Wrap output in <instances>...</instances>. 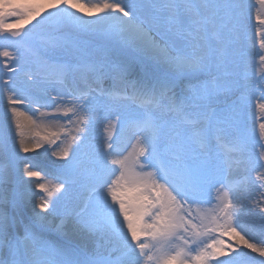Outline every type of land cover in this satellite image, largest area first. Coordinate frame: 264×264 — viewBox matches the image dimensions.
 <instances>
[{"label":"snow or ice","instance_id":"obj_1","mask_svg":"<svg viewBox=\"0 0 264 264\" xmlns=\"http://www.w3.org/2000/svg\"><path fill=\"white\" fill-rule=\"evenodd\" d=\"M255 3L264 8V0ZM250 7L245 0H0V71L18 74L21 45L30 42L47 57L36 71L67 88L44 104L7 95L15 131L0 135V264H264V241L248 236L244 196L229 180L243 165L259 170L264 189V144L258 154L250 148L239 71ZM45 12L38 24L50 31H23ZM255 19L264 61V14ZM101 40L122 42L152 62L121 48L102 54ZM89 80L111 81L101 95L139 109L124 122L135 140L127 155L115 148L111 122L103 145L89 144L99 115ZM12 82L13 75L0 77ZM24 104H35L40 118L18 110ZM257 106L264 114V103ZM42 148L64 162L55 183L30 163L17 171L20 153ZM81 176L86 183L74 197L71 185ZM256 207L264 219V201ZM57 216L59 223L49 218ZM69 227L75 244L43 238L47 228Z\"/></svg>","mask_w":264,"mask_h":264},{"label":"rangeland","instance_id":"obj_2","mask_svg":"<svg viewBox=\"0 0 264 264\" xmlns=\"http://www.w3.org/2000/svg\"><path fill=\"white\" fill-rule=\"evenodd\" d=\"M86 5L99 4L103 0H82ZM246 4H250L251 7L247 10V19L245 21V27L242 37L243 46L246 52V56L243 64L240 67V76L242 81L246 84V88L243 90V95L245 97L246 103V123L247 129L252 137L250 148L251 150L258 154L260 151L259 145L264 144V141L259 139V123L264 122L260 120L261 116L264 114L259 112L258 103H264V93L261 92L258 85H264V81L261 80V74L264 73V61L260 59L261 49L259 47V37L256 36V30L258 25L256 23V14L260 12L264 14V8H261L255 3V0H245ZM50 11V10H49ZM47 15V12L43 13L41 17H38L36 20H33L31 24H28L24 27V32H31L30 35L40 33L42 31H50L49 26L45 23L43 25L38 24L39 20H43V16ZM36 27H33V26ZM5 43L0 40V49L5 47ZM99 48L103 53L110 52L113 48H121L125 54L131 55V57H141L146 62L151 63L150 56L148 54H143L137 52L132 47L124 46L123 43H117L115 41L101 40L99 43ZM22 58L20 60L21 71L18 74H9L4 71H0V77L8 78L9 75H13V82L9 86H5L0 83V135H2L6 130H9V135H14V124L11 123L9 111V105L7 103V95L9 91L20 94L31 96L35 99H38L41 104L49 102V93H66L62 85L58 83H51L47 81L41 74L36 71L37 64L46 57L44 50L30 42H26L21 45ZM31 74L32 79L28 78ZM90 88H94L97 83H94L93 80H89ZM79 83V81H77ZM55 84V85H54ZM103 85L109 86L112 84L111 81L102 82ZM55 86L57 89L53 90L52 87ZM117 86L121 89L125 87L123 83H118ZM92 96L96 98L97 106L99 109L98 118L93 120V123L89 130V144L95 148H100L105 139V128L109 122L116 125L115 134L113 139L115 141V148L118 152L126 154L127 149L129 148V143L131 142L132 131L125 126L126 118L137 113L139 111L136 106H133L131 102L127 100L113 101L108 97L103 95H98L97 93L92 92ZM135 105V104H134ZM22 107V109H20ZM18 110L25 111L28 114H33L34 119H39V113L35 111V104L33 105H17ZM51 109L41 108V111H50ZM119 117V120L117 119ZM31 137H26V141H30ZM128 144V145H127ZM127 145V146H126ZM47 147V145L45 146ZM21 157H24L23 160L15 162L17 165V171L22 168L24 163H30L33 165L35 170H39L48 175L52 183L56 182V177L58 176L59 166L63 165V161L56 160L55 157L51 155V151H45L43 148L39 149L37 152L33 153H20ZM83 158V157H82ZM6 163L2 155H0V165ZM259 171V170H257ZM257 171L251 173L245 170L243 165L238 168H234L232 175L229 177V180L232 182H238L237 190L244 196L246 199L248 196H252L254 193V198L257 201H263L264 197L261 196V192L264 189H261L260 182L255 179ZM86 183V178L81 176L75 178V182L71 185V191L75 197L82 191V186ZM64 204H67L69 207L73 206L76 203V200H65ZM31 206V205H30ZM253 209V208H252ZM255 213V211L253 209ZM259 211V209H258ZM40 209L38 208V211ZM41 215H46L41 213ZM258 220L254 221L253 224H246L248 236L255 237L253 240L264 241V219H262L260 213H257ZM53 219L54 223H59V217H49ZM242 220V219H241ZM48 233L49 237H43L46 241L53 245H67L75 244L78 241V237L74 236L71 233V228L69 227L64 232H58L55 228H47L43 230L44 233ZM260 237V238H259ZM225 240H228V237H225ZM255 257L256 260L261 259L255 254H251Z\"/></svg>","mask_w":264,"mask_h":264},{"label":"bare ground","instance_id":"obj_3","mask_svg":"<svg viewBox=\"0 0 264 264\" xmlns=\"http://www.w3.org/2000/svg\"><path fill=\"white\" fill-rule=\"evenodd\" d=\"M77 15H81L79 13H77ZM84 19H87V17H83ZM93 19H95V17H93ZM53 90H56L57 88L55 86L52 87ZM131 144L135 143V140L133 139V136L131 137ZM128 151H131V147L129 146V148L127 149V152ZM127 152L126 154L124 155H127ZM253 196H255V194L253 193L252 196H248L246 199H244V204H245V209H244V212L242 213V216H241V219H242V222L246 225V224H253V222L256 220H258V215L257 213H259L258 211V208L256 207V204L257 202H260V199L259 201H257L256 198H254ZM264 201V200H263ZM31 208V206H30ZM255 211H257V213H255L253 211V209ZM35 211H38V208L35 209ZM251 237V236H250ZM252 239H254L255 237H251ZM260 238V237H259ZM258 241V240H256Z\"/></svg>","mask_w":264,"mask_h":264}]
</instances>
